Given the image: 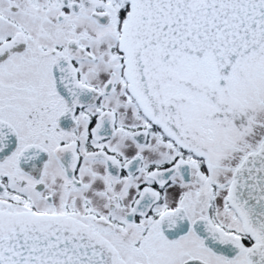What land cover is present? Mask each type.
I'll return each mask as SVG.
<instances>
[{
    "label": "snow or ice",
    "instance_id": "6c2138e0",
    "mask_svg": "<svg viewBox=\"0 0 264 264\" xmlns=\"http://www.w3.org/2000/svg\"><path fill=\"white\" fill-rule=\"evenodd\" d=\"M0 264H264V0H0Z\"/></svg>",
    "mask_w": 264,
    "mask_h": 264
}]
</instances>
